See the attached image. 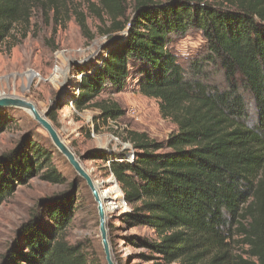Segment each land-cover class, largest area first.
<instances>
[{
  "label": "trees",
  "instance_id": "16d2710c",
  "mask_svg": "<svg viewBox=\"0 0 264 264\" xmlns=\"http://www.w3.org/2000/svg\"><path fill=\"white\" fill-rule=\"evenodd\" d=\"M49 1L0 0V42L18 23L28 25L34 7L55 18L63 11L73 14L91 38L74 4ZM96 1L110 20L106 33L121 37L98 66L78 72L74 107L82 110L102 91L123 90L132 77L138 91L155 98L161 116L177 127L160 141L130 131L135 158L110 162L108 170L130 206L119 215L116 230H152L154 238L126 234L124 240L161 263L264 264V0H131L128 16L127 0ZM89 9L102 19L94 3ZM188 31L201 33L206 42L202 53L182 66L170 42ZM96 106L103 122L123 114L115 102ZM50 116L56 121L55 109ZM5 126L0 113V131ZM87 157L107 155L94 149ZM34 176L64 181L50 152L32 140L1 155L0 204L16 184ZM77 195L71 186L39 200L41 214L31 212L19 226L21 244L0 264H95L82 245L65 240ZM237 242L246 247L247 258L234 252Z\"/></svg>",
  "mask_w": 264,
  "mask_h": 264
},
{
  "label": "rangeland",
  "instance_id": "374dc122",
  "mask_svg": "<svg viewBox=\"0 0 264 264\" xmlns=\"http://www.w3.org/2000/svg\"><path fill=\"white\" fill-rule=\"evenodd\" d=\"M67 1L83 13L91 38L82 34L73 14L66 16L63 11L61 16L55 18L52 13L45 16L34 7L28 25L18 23L11 30V35L0 42V93L15 94L31 100L42 112L53 102L61 101V107L55 109L54 126L85 167L91 170V174L102 181L104 188L114 183L112 173L108 170L109 160L123 161L129 156L128 161H133L135 158L136 150L129 140L130 131L145 132L148 138L160 141L177 127L171 120L161 116L155 98L138 91L136 80L132 77H129L123 90L102 91L82 110L74 107L73 99L80 79L78 72L92 65L98 66L112 41L118 36L120 38L121 34H114L116 37L110 38L106 33L110 20L96 0L54 2L63 4ZM44 2L50 4L49 0ZM91 3L99 8L102 19L90 11ZM126 5L125 16H128L131 0H127ZM191 33L196 38L202 37L197 31ZM203 47L204 43L185 62L200 55ZM213 76L220 74L213 73ZM99 102H115L123 114L115 120L103 122L99 117L100 109L96 106ZM0 113L6 124L0 131V156L18 147L21 141L32 140L50 152L51 164L64 176L62 183H52L34 176L25 184H16L13 193L0 204V262L8 250H14L16 244H21V237H17L19 226L30 217L31 212L41 214L43 206H39L38 201L66 193L73 186L78 189L77 208L65 240L69 244L82 245L95 264L97 261V264H106L98 235L96 204L84 181L77 176L64 156L52 147L46 133L26 111L0 109ZM95 125L97 130H94ZM94 149L105 152L107 157L103 160L88 159L87 151ZM119 200L115 199V216L118 217L129 211L120 209ZM118 217L113 219L110 227L112 253L118 264H166L147 255L144 247L131 245L124 240L126 234L154 238L152 230L142 226L117 231L116 228L121 225ZM245 248L237 242L234 252L247 258L243 253Z\"/></svg>",
  "mask_w": 264,
  "mask_h": 264
},
{
  "label": "water",
  "instance_id": "95a60500",
  "mask_svg": "<svg viewBox=\"0 0 264 264\" xmlns=\"http://www.w3.org/2000/svg\"><path fill=\"white\" fill-rule=\"evenodd\" d=\"M81 77V75H80ZM62 102H53L45 112L40 111L37 106L31 101L15 94L0 93V109L10 110L19 109L26 111L30 117L36 122L38 127L44 131L50 140V144L54 147L72 167L78 177L88 187L93 200L96 204V210L98 215V235L100 237V243L104 254L106 264H118L114 259L111 248V225H113L114 215L109 212L105 205L100 200L99 196L103 189V183L97 179V176L91 174V170L87 169L80 158L67 144V142L61 137L59 132L54 126L55 120L50 116V111L61 107ZM22 142V141H21ZM20 142V143H21ZM86 158H83L85 160Z\"/></svg>",
  "mask_w": 264,
  "mask_h": 264
},
{
  "label": "clouds",
  "instance_id": "9594fccd",
  "mask_svg": "<svg viewBox=\"0 0 264 264\" xmlns=\"http://www.w3.org/2000/svg\"><path fill=\"white\" fill-rule=\"evenodd\" d=\"M195 39V43L193 40ZM206 41L202 37H194L191 31L185 32L183 35L176 34L170 42V46L174 50V55L177 57L176 62L184 66L185 61L195 55L198 47ZM129 70H133L131 64L128 65Z\"/></svg>",
  "mask_w": 264,
  "mask_h": 264
},
{
  "label": "bare ground",
  "instance_id": "6f19581e",
  "mask_svg": "<svg viewBox=\"0 0 264 264\" xmlns=\"http://www.w3.org/2000/svg\"><path fill=\"white\" fill-rule=\"evenodd\" d=\"M112 179L114 182L112 183V186L107 185L106 187H104L101 191V195L99 196L100 200L102 201V203L105 205L106 209L109 212H112L114 209V206H112L113 203L111 201H113L115 198H120L122 195L118 187V184H116V180L114 178ZM110 192L113 193L112 196L108 195ZM108 199H112V200H108Z\"/></svg>",
  "mask_w": 264,
  "mask_h": 264
},
{
  "label": "built area",
  "instance_id": "2783aa9c",
  "mask_svg": "<svg viewBox=\"0 0 264 264\" xmlns=\"http://www.w3.org/2000/svg\"><path fill=\"white\" fill-rule=\"evenodd\" d=\"M127 158H129V156H127ZM111 161H113V160H109L108 161V166H109V164H110V162ZM112 175V177L114 178V176H113V174H111ZM115 179V178H114ZM116 184H117V182H116ZM110 185L112 186V183H110ZM118 187H119V189H120V191H121V197H120V199L121 200H119L118 202H119V204H120V209H122L123 210V208L126 210H130V206L127 204V202L125 201V199H124V193H123V191H122V189L120 188V186L118 185ZM108 195H110V196H112L113 195V193H109ZM115 195V194H114ZM116 199V198H115ZM115 199L113 200V201H111L113 204H112V206H114V209H113V211H112V213H113V215H114V219H117V217L118 216H115L116 215V212H117V206L115 205ZM108 200H112V199H108Z\"/></svg>",
  "mask_w": 264,
  "mask_h": 264
}]
</instances>
